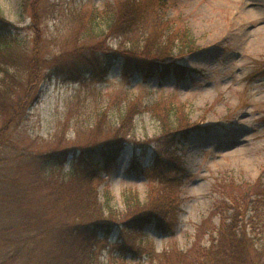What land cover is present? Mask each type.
Returning a JSON list of instances; mask_svg holds the SVG:
<instances>
[{
  "label": "rangeland",
  "instance_id": "1",
  "mask_svg": "<svg viewBox=\"0 0 264 264\" xmlns=\"http://www.w3.org/2000/svg\"><path fill=\"white\" fill-rule=\"evenodd\" d=\"M109 1L114 0H0V28L3 32L14 28L25 52L23 67L36 55L47 59L48 63L38 66L44 73L52 66L64 68L69 64L68 49L89 53L96 51L93 46L100 48L98 55L83 67L97 68L99 62L110 65L106 78L88 85L55 72L30 83V71L21 72L18 95L28 93L26 109L10 126L0 149V228L11 220V206L1 198L6 196L15 170L23 172V183L29 182L27 161L19 159L18 152L68 149L67 171L80 146L112 136L109 123L93 128L100 107L111 105L107 121L116 125L130 98L141 97L144 103L155 99L183 103L199 127L173 146L187 171L177 223L171 231L148 225L141 235L143 240H153L161 260L154 255L134 259L131 253L115 249L112 242L120 237L118 230L107 240L99 231L87 242L95 246L103 264H166L163 253L169 264L175 250L181 251L177 264L180 260L195 263L196 247L210 244L209 232L221 222L218 211L231 203L227 193L242 192L241 185L259 177L264 181V29L257 27L264 24V0H168L164 19L189 29L196 47L182 53L176 50L166 58L167 64L180 62L183 73L160 75L154 71L153 76L135 57L124 63L118 49L130 46L129 41L122 44L116 36L102 41L96 34L76 40L78 25L64 16L65 10L80 4L102 8ZM34 3H38L37 22ZM256 6L261 12L259 20H246L242 11ZM0 125L4 127L2 122ZM160 134L159 121L150 111H143L136 117L131 142L108 169L103 168L106 181L100 186V196L105 200V190L110 189L116 214L127 213L124 190L137 189L141 201L146 199L151 183L144 169L152 166L156 154L169 150ZM135 156L142 158L137 168H131Z\"/></svg>",
  "mask_w": 264,
  "mask_h": 264
},
{
  "label": "trees",
  "instance_id": "2",
  "mask_svg": "<svg viewBox=\"0 0 264 264\" xmlns=\"http://www.w3.org/2000/svg\"><path fill=\"white\" fill-rule=\"evenodd\" d=\"M166 5H169L168 0H114L102 8L75 5L65 10L64 16L71 17L72 23L78 25L76 40L96 34L102 41L114 36L121 38L122 44L129 41L130 46L118 49L123 56L119 55L126 64L135 57L134 61L139 65L143 63L149 76H153L154 71L160 75L169 71L183 73L180 62L167 64L166 58L176 50L179 53L193 50L196 45L189 29L164 19L162 13ZM32 10L37 22L38 3L33 4ZM93 48L96 51L89 53L76 51L78 48L71 52L68 49V66H52L44 73L38 66L47 59L34 55L23 67L25 52L14 28L6 32L0 28V122L4 124V127L0 125V149L5 145L10 126L26 109L28 93L18 95L21 72L30 71V83L52 72L84 85L101 81L110 72L108 63L99 62L97 68L89 70L83 67L86 61L94 62L98 55L100 48ZM171 65H175L174 68ZM110 107L108 104L97 110L93 128L100 129L102 124L109 123L112 136L80 146L67 171L64 166L68 149L17 153L19 159L25 157L27 161L29 182H22L24 174L17 168L15 176L9 180L6 196L1 198L11 206L8 210L11 220L0 228V264H103L100 253L95 246L88 245L87 238H95L100 231L107 240L116 230L120 237L112 242L115 249L131 253L134 259L154 255L161 260L162 254L156 251L153 240H143L141 235L148 225H155L159 230L175 228L187 171L173 146L187 140L191 131L199 127V122L190 118L183 103H164L160 99L144 103L137 97L128 100L114 125L107 121ZM145 110L159 121L160 139L169 150L160 156L156 154L152 166L144 169L151 183L146 199L141 201L137 189L124 190L127 213L116 214L110 189L105 190V200L100 196V186L106 181L103 168L108 169L131 142L136 117ZM141 158L135 156L131 168H137ZM241 188L242 192L227 193L231 203L218 211L221 222L209 232L210 244L196 247L195 263L180 260V264H264V181L259 177ZM175 251L176 256L169 264H177L175 261L181 251ZM165 256L163 253L167 264Z\"/></svg>",
  "mask_w": 264,
  "mask_h": 264
},
{
  "label": "bare ground",
  "instance_id": "3",
  "mask_svg": "<svg viewBox=\"0 0 264 264\" xmlns=\"http://www.w3.org/2000/svg\"><path fill=\"white\" fill-rule=\"evenodd\" d=\"M257 10H260V8H258V6L244 10V11H242V13L244 14V17L246 20L256 22L259 20L258 17L260 18V16H261L260 15L261 12L257 11ZM257 27L264 29V24L261 26H257Z\"/></svg>",
  "mask_w": 264,
  "mask_h": 264
}]
</instances>
